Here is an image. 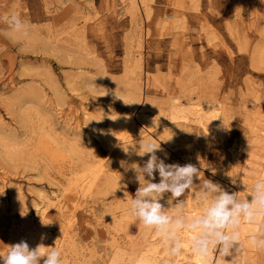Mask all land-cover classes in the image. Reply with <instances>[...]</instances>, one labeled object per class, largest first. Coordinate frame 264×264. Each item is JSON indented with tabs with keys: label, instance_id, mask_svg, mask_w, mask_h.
Wrapping results in <instances>:
<instances>
[{
	"label": "rangeland",
	"instance_id": "obj_1",
	"mask_svg": "<svg viewBox=\"0 0 264 264\" xmlns=\"http://www.w3.org/2000/svg\"><path fill=\"white\" fill-rule=\"evenodd\" d=\"M147 5L151 15L147 18L142 14L143 36L139 42L141 28L121 0H0V131L12 136L17 133L19 144L9 158L2 157L0 149V254L15 242L29 243L32 239L26 233L35 237L34 241H40L36 205L44 195L52 202L61 199L65 206L62 215L55 210L51 221L43 227H48L47 231L54 236L45 239L48 247H55V241L61 239L63 246L58 248L62 253L61 264H111L120 256L117 264H127L143 248L145 239L155 233L128 214V201L139 183L135 173L121 163H137L142 167L148 155H126L123 146L127 144L110 148L106 138L86 125L84 119L85 111L96 114L95 110L103 106L107 111L115 110L112 117L122 119L126 110H133L123 96L131 82L142 87L135 92L147 100L148 122L168 142L167 150H158L156 155L165 163L181 166L191 163L200 170V178L180 198L164 194L160 202L166 209L171 210L182 201L186 211L194 206L201 211L202 203L197 198L204 179L238 194L236 183L246 175L255 176L258 165H264V144H261L264 143V57L259 55L264 56V0H147ZM13 12L27 22V36L6 35L9 27L5 17ZM164 19L168 20L165 27ZM64 43H70L75 50L67 54L61 50ZM138 50L142 57H138ZM90 59L98 60L97 64ZM79 76L94 78L93 81L108 77L116 90L95 92ZM50 83L58 84V94ZM43 90L48 95L40 103L41 114L35 115L37 132L25 135L10 107L11 99L18 92L36 94ZM58 96H61L59 100ZM175 96L182 99L185 107L188 101L221 106L224 117L214 129L216 135L205 134L196 121L187 127L179 124L180 119L173 120L168 107ZM50 100L53 106L50 102L48 105ZM46 114L55 126L53 137L58 136L63 145L74 149L66 159L51 158L42 150L41 133L46 128H42L41 119ZM133 115L137 116L138 112L133 110ZM36 143L40 147L36 148ZM247 159L254 167L248 166ZM99 160L105 163L102 168L95 167V172L98 171L92 186L88 181H80L79 186L72 184L84 163L98 165ZM154 175L153 182H159L158 173ZM125 191L131 196L125 198ZM194 195L196 198H192ZM13 218L17 226L13 225ZM21 223L30 230H18ZM241 255L245 257L244 264H264V252L246 248L240 250Z\"/></svg>",
	"mask_w": 264,
	"mask_h": 264
},
{
	"label": "bare ground",
	"instance_id": "obj_2",
	"mask_svg": "<svg viewBox=\"0 0 264 264\" xmlns=\"http://www.w3.org/2000/svg\"><path fill=\"white\" fill-rule=\"evenodd\" d=\"M106 1V0H105ZM117 1V0H116ZM168 1V0H167ZM207 1V0H206ZM121 2L123 4H125L126 6H128V10H129V13L132 15V18L135 20L134 22L137 21V24L140 26L141 28V32L139 35V39L138 41L140 42L141 39H142V36H143V27H142V19L144 18V16L142 14L145 15V17L149 18L150 15H151V11L150 9H148V5H147V0H121ZM90 3V1H89ZM120 3V2H119ZM172 3V2H171ZM170 3V4H171ZM173 5V4H172ZM97 6V5H96ZM116 6V5H115ZM148 6V7H147ZM166 6V5H165ZM91 7V6H90ZM94 8V7H93ZM117 9V8H116ZM114 9V10H116ZM93 10V9H92ZM126 10V9H125ZM127 11V10H126ZM67 12V11H66ZM89 13V12H88ZM99 13V12H98ZM102 13V12H101ZM122 13V12H121ZM125 13V12H124ZM93 14V13H92ZM91 14V15H92ZM111 14V12H110ZM119 14V13H118ZM128 14V13H126ZM85 15V13H84ZM99 15V14H98ZM104 15V14H103ZM106 15V14H105ZM168 16H173V14H167ZM86 16V15H85ZM90 16V15H89ZM88 16V17H89ZM109 16V15H108ZM116 16V15H115ZM114 16V17H115ZM125 16V15H124ZM123 17V16H122ZM49 19V17H47ZM131 18V17H130ZM171 18V17H170ZM174 18V17H173ZM83 19H86V18H83ZM89 19V18H88ZM87 19V20H88ZM120 19V18H119ZM81 20V19H80ZM172 20V19H171ZM98 21V19H97ZM123 21V20H122ZM118 22V21H117ZM130 22H131V19H130ZM147 22V21H146ZM167 22L168 20L167 19H164L162 20V24L163 26L165 27L167 25ZM240 23V22H239ZM92 24V23H90ZM133 24V23H131ZM172 24V23H171ZM121 25V24H120ZM119 25V26H120ZM87 26V25H86ZM89 26V25H88ZM101 26V25H100ZM133 26V25H131ZM135 26V24H134ZM137 26V25H136ZM174 26V25H173ZM227 26V25H226ZM83 27V26H82ZM93 27V26H92ZM244 27V26H243ZM95 28V27H94ZM97 28V27H96ZM139 28V29H140ZM258 28V27H257ZM256 28V29H257ZM130 29V28H129ZM173 29V27H172ZM241 29V27H240ZM245 29V27H244ZM80 31V30H79ZM83 31V30H82ZM89 31V30H88ZM92 31V29H91ZM105 31V30H104ZM181 31V30H180ZM71 32V31H70ZM69 32V34L71 35V33ZM74 32H75V29H74ZM84 32V31H83ZM135 32V31H134ZM91 33V32H90ZM94 33V32H93ZM173 33V32H172ZM175 33V32H174ZM83 34V33H82ZM99 34V33H98ZM108 34V33H107ZM149 34V32H148ZM165 34V33H164ZM242 34V33H241ZM68 35V34H67ZM184 35V33H183ZM90 36V35H89ZM136 36V34H135ZM173 36V35H172ZM65 37V36H64ZM134 37V36H133ZM168 37V36H167ZM170 37V35H169ZM183 37V36H182ZM206 37V36H205ZM69 38V37H68ZM99 38V37H98ZM163 38V37H161ZM174 38V37H173ZM171 38V39H173ZM64 39V38H63ZM75 39V38H73ZM126 39V38H125ZM202 39V38H201ZM177 40V39H176ZM70 41V40H69ZM128 41V40H127ZM167 41V40H166ZM169 41V40H168ZM235 41V40H234ZM64 42V41H62ZM84 42V41H83ZM106 42V41H105ZM143 42V41H142ZM173 42V40H172ZM50 43V42H49ZM57 43V42H56ZM61 43V42H60ZM77 42L75 41V44ZM132 43V42H131ZM163 43V42H162ZM165 43V42H164ZM168 43V42H167ZM171 43V42H169ZM70 44V43H69ZM69 44L65 45L64 44H61L63 45V47H61V50L63 49V51H65L67 54L71 51L73 52L75 49V47H71ZM74 44V43H73ZM71 44V45H73ZM74 44V45H75ZM126 44V43H125ZM137 44V43H136ZM47 45V44H46ZM59 48H60V44H58ZM65 45V46H64ZM85 46V44H83ZM107 45V44H106ZM168 45V44H167ZM208 45V44H207ZM77 46V44H76ZM209 46V45H208ZM223 46V45H222ZM57 47V48H58ZM101 47V46H100ZM213 47V46H212ZM79 48V47H78ZM77 48V49H78ZM86 48V47H85ZM102 48V47H101ZM136 48V47H135ZM201 48V47H200ZM260 48V46H259ZM264 48V47H263ZM76 49V50H77ZM81 49V48H80ZM80 49L78 50V52L80 51ZM83 49V47H82ZM81 49V50H82ZM223 49V48H222ZM262 49V48H261ZM85 50V49H84ZM83 50V51H84ZM89 50V49H88ZM217 50V49H216ZM86 51V50H85ZM139 51V50H138ZM227 51V50H226ZM77 52V51H76ZM75 52V53H76ZM81 53V52H80ZM79 53V54H80ZM87 53V52H86ZM187 53V52H186ZM195 53V52H194ZM228 53V52H227ZM78 54V56H79ZM85 54V53H84ZM90 54V53H89ZM92 54V53H91ZM141 52L139 51L138 52V57L141 56ZM256 54V53H254ZM83 55V53H82ZM88 54H86L87 56ZM143 55V54H142ZM260 57L263 58V54L262 53H259ZM68 56H72V54H69ZM81 56V55H80ZM85 56V55H83ZM89 56V55H88ZM91 56V55H90ZM89 56V57H90ZM93 56V55H92ZM99 56V55H98ZM102 56V55H101ZM100 56V57H101ZM136 56V55H135ZM203 56V54H202ZM94 57V56H93ZM142 57V56H141ZM85 58V57H84ZM83 58V59H84ZM87 60V58H85ZM89 59V58H88ZM95 59V58H94ZM91 60V59H90ZM128 60V59H127ZM81 61V60H80ZM89 61V60H87ZM93 60H91L92 62ZM98 61V60H97ZM96 61V62H97ZM78 62V60H77ZM82 62V61H81ZM95 62V60L93 61V63ZM95 62V63H96ZM85 63V62H84ZM102 63V62H100ZM152 63V62H151ZM92 64V63H91ZM97 64V63H96ZM136 64V63H135ZM139 64V63H138ZM261 64V63H260ZM98 65H102V64H98ZM128 65V64H127ZM137 65V64H136ZM147 65V64H146ZM197 65V64H196ZM129 66V65H128ZM155 66V65H154ZM103 67V65H102ZM131 67V66H130ZM138 67V66H136ZM143 67V66H142ZM81 68V67H80ZM108 68V67H107ZM133 68V67H131ZM101 69V68H99ZM104 69V68H103ZM134 69V68H133ZM157 69V68H156ZM191 69V68H190ZM102 70V69H101ZM105 70V69H104ZM137 70V69H136ZM135 70V71H136ZM149 70V69H148ZM192 70V69H191ZM143 71V70H142ZM196 71V70H195ZM100 72V71H99ZM98 72V74H100ZM102 72V71H101ZM137 72V71H136ZM139 72V70H138ZM155 72V71H154ZM188 72V70H187ZM194 72V71H193ZM197 72V71H196ZM186 73V72H185ZM189 73L190 70H189ZM195 73V72H194ZM201 73V72H200ZM106 74V73H105ZM198 74V73H197ZM104 75V74H103ZM110 75V74H109ZM125 75V74H124ZM131 75V74H130ZM139 75V74H138ZM144 75V74H142ZM189 75V74H188ZM192 75V74H190ZM86 76V75H85ZM84 76V77H85ZM127 76V74H126ZM126 76L124 77V79H126ZM145 76V75H144ZM196 76V75H194ZM199 76V75H198ZM201 76V75H200ZM80 77V76H79ZM80 77L81 80L86 84V86L90 87V89H94L95 92L97 91L98 93L99 92H108V93H114L115 90H116V87L109 81L108 77L104 78V80L100 79L99 81H93L94 78L91 79H86V78H89V77ZM92 77V76H90ZM102 77V76H101ZM120 77V76H119ZM78 78V76H77ZM97 78V77H95ZM134 78V77H132ZM195 78V77H194ZM137 79V78H136ZM153 79V77H152ZM188 79V78H187ZM54 80V79H53ZM128 80V78H127ZM189 80V79H188ZM129 81V80H128ZM126 81V82H128ZM191 81V79H190ZM75 82V81H74ZM120 82V81H119ZM134 82H138V81H134ZM187 82V80H186ZM71 83V80L70 82ZM78 83V82H77ZM124 83V82H123ZM74 85V83H72ZM83 84V83H82ZM118 84V82H117ZM51 89L54 91L55 94H58V91H60V88L58 86V84H54V83H50L49 84ZM130 85V89L128 91H126V94L123 95L124 98L126 96V100L128 102H130L132 104V109L136 112H138V115H133V110H130V111H127L125 112L124 117L120 120H117L115 119L113 116V112H115V110L113 112L111 111H107L106 109H104V106L103 108H100L97 110H95L96 114H94V111H85V124L88 125L89 127H91L92 129H94L95 131L97 130L98 132H100L102 134V136H104L108 142V145L110 148H112L113 146H115V144H124V145H128V144H132V143H136L138 144L139 141L141 142H146V141H151L152 143L156 144L157 146L160 145V150L162 151H165L167 150V148L169 147L168 146V142H166L165 138L162 137L160 131H158L157 129H154L153 128V124L152 123H149L148 122V119H147V108H150L148 107V104L147 103V100L145 101L142 97V95L140 96H136V93L135 92L136 90L138 89H141L142 87L139 86L138 84H134V83H129ZM72 86V85H71ZM118 87V86H117ZM118 89V88H117ZM124 89V88H123ZM92 90V91H94ZM122 90V89H121ZM33 91V90H32ZM76 91V90H75ZM193 92V91H192ZM38 93V92H37ZM34 94V92H32V94L30 93H17L15 94L12 99H11V103H10V107L13 109L14 113L17 115V117L19 118L20 120V123L24 129V134H34L36 133L37 131V119H36V116L35 115H39L41 114V110L42 109V106L41 108L39 109V106L41 105L40 103L43 101V99L45 97H47L48 93L43 90L42 92H39L38 94ZM118 93V92H117ZM190 93V92H188ZM101 94V93H100ZM103 94V93H102ZM106 94V93H105ZM116 94V93H115ZM122 94V93H121ZM113 96V95H112ZM118 96L120 97V92L118 94ZM122 96V95H121ZM61 97V96H60ZM60 97H56L58 98V100L60 99ZM116 97V96H115ZM104 100V99H103ZM130 100V101H129ZM171 100V98H170ZM173 102H169L171 103L170 106L168 107L169 110H170V116H172V119H180V123L179 124H183L185 126H190L192 122L196 121L197 124H199L201 126V128L204 130L203 132H205V134H208V135H216L214 134L215 130H216V126L217 124L220 122V121H223L221 120L222 116H223V109L221 106H216V105H208V106H205L202 102L203 101H197V102H192V101H188V106L185 107V104H182V99L180 101V99L178 97H173ZM45 101H46V98H45ZM98 101V100H97ZM101 101V100H100ZM187 101V100H186ZM49 102L51 104V100L48 101V105H49ZM99 102V101H98ZM108 102V101H107ZM116 102V100H115ZM104 103V102H103ZM45 104V103H44ZM101 104V103H100ZM52 105V104H51ZM105 105V104H104ZM53 106V105H52ZM98 106V105H97ZM150 106V105H149ZM55 107V106H54ZM53 107V108H54ZM114 108V107H113ZM44 109V108H43ZM56 110H58L57 108H55ZM112 109V108H111ZM153 109V108H152ZM151 109V111H152ZM158 109V108H157ZM91 110V109H90ZM109 110V109H108ZM155 110V109H154ZM10 111V110H9ZM43 111V110H42ZM118 111V110H117ZM11 112V111H10ZM121 112V111H120ZM157 112V111H156ZM162 112V111H161ZM43 113V112H42ZM46 113V112H45ZM159 113V112H157ZM120 114V113H119ZM152 114H153V111H152ZM163 114V113H162ZM121 115V114H120ZM155 115V114H153ZM161 115V114H160ZM159 115V116H160ZM44 118L41 119V123L42 125L41 126H44L42 128H46L45 129V132L44 133H41V140H40V145H43V148L42 150H45L48 154V156H50L51 158H54V159H61V158H65L67 154L73 152V148H71L70 145H66V144H62V142H60L58 140V136L57 134L59 135V133L57 132V134L55 136H57L56 138H54V133H55V126L51 123V119L50 117L46 114V116H43ZM224 117V116H223ZM160 118V117H159ZM252 118V117H251ZM161 119V118H160ZM169 119V117H168ZM253 119V118H252ZM71 120V119H70ZM153 120V119H151ZM156 120V119H155ZM162 120V119H161ZM256 120V119H254ZM69 121V120H68ZM77 122V120H75ZM157 121V120H156ZM165 121V120H163ZM177 122V120H176ZM163 123H167L166 121L163 122ZM174 123V122H173ZM67 124V123H66ZM69 124V123H68ZM72 124V123H71ZM195 124V123H194ZM79 125V124H78ZM163 125V124H162ZM176 125V123H175ZM220 126V125H219ZM252 126V125H251ZM81 127V126H80ZM215 127V128H214ZM41 128V129H42ZM79 128V127H78ZM108 129L107 130H104V129ZM161 128V127H160ZM200 128V129H201ZM263 128V127H261ZM168 127L166 128L165 127V131H167ZM186 129V128H184ZM183 129V130H184ZM215 129V130H214ZM218 129V127H217ZM222 129V128H221ZM254 129V128H253ZM181 130V128H180ZM218 131H220L218 129ZM40 132V131H39ZM172 132V131H171ZM202 132V133H203ZM221 132V131H220ZM14 133V132H13ZM216 133V132H215ZM261 133V132H260ZM17 134V133H16ZM16 134H13L14 136L12 135H5L3 132L0 131V149H2L1 151V155L2 157H5V158H9L12 156V154L14 153L15 149L18 148V142H17V135ZM23 134V135H24ZM166 134V133H165ZM221 134V133H220ZM20 135V134H19ZM76 135V134H75ZM74 135V136H75ZM188 135V134H187ZM254 135V134H253ZM80 136V135H79ZM100 136V138L102 137ZM257 136V135H256ZM64 137V136H63ZM78 138V137H77ZM103 138V137H102ZM258 138V136H257ZM39 139V138H38ZM73 141H74V138H72ZM71 139V141H72ZM187 139V137H186ZM261 139V137H260ZM37 140V139H36ZM103 140V139H102ZM64 141V140H63ZM70 141V140H69ZM105 141V140H104ZM182 141V140H180ZM200 141V140H199ZM22 142V141H21ZM196 142V141H195ZM264 142V141H263ZM105 143V142H104ZM103 143V144H104ZM204 143V142H202ZM89 144V143H88ZM256 144V143H255ZM261 144H264V143H261ZM37 145V143H36ZM39 145V144H38ZM40 147V146H38ZM177 145V144H175ZM174 145V146H175ZM188 145V144H187ZM191 145V144H190ZM42 147V146H41ZM76 148V147H75ZM198 148V147H197ZM200 148V146H199ZM108 150V149H107ZM109 151V150H108ZM112 151V150H111ZM162 151V152H163ZM110 152V151H109ZM76 153V152H75ZM45 154V153H43ZM78 154V153H77ZM135 155V154H134ZM263 155V154H262ZM80 156V155H79ZM251 156H254V155H251ZM73 157H75L73 155ZM100 158V157H99ZM105 158V157H104ZM102 158V159H104ZM136 158V157H135ZM249 158H251L249 156ZM248 158V159H249ZM66 159V158H65ZM101 159V158H100ZM148 159V157H147ZM248 159L246 162H248ZM259 159V157H258ZM257 159V160H258ZM262 158H260L261 160ZM70 160V159H69ZM50 161V160H49ZM65 161V160H64ZM106 161V160H105ZM250 161V160H249ZM34 162V161H33ZM251 162V161H250ZM262 162V161H261ZM60 163V161H59ZM105 162H102L101 160H99V163L98 165H91V164H88V163H84L82 165V168L80 170V175L79 177H75L76 179L72 182V184L76 185V186H79V182H89V186H92L94 183H95V179H96V168H102L104 166ZM249 163V162H248ZM252 163V162H251ZM97 164V163H96ZM254 164V163H253ZM250 165V163L248 164V166H253ZM257 164V163H256ZM246 165V164H245ZM255 165V164H254ZM63 166V165H62ZM257 166V165H256ZM69 167V166H68ZM71 167V166H70ZM233 167V166H232ZM246 167V166H245ZM254 167V166H253ZM252 167V168H253ZM258 167L260 168H257L256 169V175L253 176L252 174V177L246 175H242L244 176L243 179L241 180V182H238L236 183V187L238 189V196L240 198H245L248 194V191L249 189L251 188L252 184L255 182V180L257 178H260V177H264V165L260 166L258 165ZM60 168V167H59ZM254 168V169H255ZM243 169V168H242ZM251 169V168H250ZM249 169V170H250ZM111 170V169H110ZM246 170V169H245ZM248 171V170H247ZM254 171V170H253ZM253 171H250L253 172ZM105 173V172H104ZM109 173V172H108ZM111 173V172H110ZM247 173V172H245ZM100 174H103L100 173ZM102 176V175H101ZM68 177V176H67ZM146 178V177H145ZM228 178V177H227ZM103 179V178H102ZM237 179V178H235ZM85 184V183H84ZM235 184V183H234ZM247 187H246V186ZM86 187V186H85ZM84 185H83V191H84ZM111 188V187H110ZM75 190V189H74ZM89 190V189H88ZM73 191V190H72ZM110 192V191H109ZM237 192V190H236ZM108 193V192H107ZM191 193V191L189 192ZM58 194V193H57ZM97 194H100V193H97ZM66 195V194H65ZM90 195V194H89ZM87 194V196H89ZM189 195V194H188ZM196 195V194H195ZM194 195V197L192 198H196ZM57 196V195H56ZM62 196V195H61ZM192 196V194H191ZM197 196V195H196ZM40 197V196H39ZM47 197V196H46ZM51 197V196H50ZM190 197V196H189ZM57 198V197H56ZM59 198H62V197H59ZM250 199V197H248ZM53 199V197H52ZM65 199V198H63ZM198 199V198H197ZM61 200V199H60ZM60 200H55V202H52L50 198H45V195L43 196L42 198V201H40V203L37 206V211H36V217H37V220L38 222L36 224H38V228H37V231L39 232V239L40 241H34L36 240L35 237H33L32 235H28L27 233L24 234L26 235L27 237H29L30 239H32L28 244L30 246V248H35L39 245H42L44 247H48V243H46L45 239L46 238H51V237H54L53 236V233L51 232H48L47 231V228H43V227H46V224H48V222L51 221L53 215H54V212L55 210H58L59 214H63V212L65 211L64 210V202L60 201ZM189 200V199H188ZM194 200V199H193ZM191 201V200H190ZM200 202V201H199ZM187 204V203H186ZM190 204V203H189ZM199 204V203H198ZM193 206V205H192ZM197 206V204H196ZM199 206V205H198ZM189 207V206H188ZM202 207V205H201ZM190 208V207H189ZM195 208V206H194ZM194 208H190V210L188 208L187 209V212H190L191 214H196L199 212V210L197 209H194ZM199 208V207H198ZM64 210V211H63ZM60 216V215H59ZM13 220V225H16L17 226V222L14 220V218L12 219ZM22 222V221H21ZM263 222H264V219L260 220L258 224L256 225H248V224H244L242 225L241 227V240L243 242V247L241 248L242 250H246V248H250L248 245H247V237L248 235L253 232V231H257L259 230V228L261 226H263ZM53 223V222H52ZM22 224V223H21ZM24 224V223H23ZM20 225L18 228V230H24L25 232H27L26 230H30V227L29 226H26V225ZM34 224V223H33ZM49 227H50V223H49ZM45 229V230H44ZM50 229V228H49ZM144 230V229H143ZM152 231V230H151ZM150 231V232H151ZM149 232V233H150ZM153 232V231H152ZM151 232V233H152ZM20 233V232H19ZM33 233H36L33 232ZM148 233V232H147ZM38 235V233H37ZM193 234L192 233H188V232H185L183 234V241H184V246H183V251L181 252L180 255L178 256H175V257H169L167 255V246L162 242V240L156 235V233L152 234L150 237H147L145 240V244L143 245V248L140 250L139 253H137V255H135L133 258H131L129 260V258L127 259V264H203V261L201 260L200 257L196 256L190 246H189V239L190 237L192 236ZM20 236V235H19ZM11 237V236H10ZM24 237V236H23ZM38 237V236H37ZM21 238V237H20ZM69 239V238H68ZM52 241H54L53 239H51ZM56 240V239H55ZM61 241V239H59ZM49 241V239L47 240ZM60 241H55L56 243V248H60L63 246V245H60ZM51 242V241H50ZM17 243V242H15ZM54 244V243H53ZM69 244V243H68ZM69 248V247H68ZM63 250V248H62ZM133 251V250H132ZM136 252V251H135ZM249 252V251H248ZM253 252V251H252ZM251 252V253H252ZM247 253V252H246ZM114 254V252H113ZM118 254V253H117ZM127 255V253H125ZM124 254V255H125ZM130 254V252H129ZM133 254V253H132ZM121 255V254H120ZM119 255V256H120ZM233 255H235V249H233ZM246 256V255H245ZM248 256V254H247ZM246 256V258H247ZM250 256V255H249ZM121 257V256H120ZM119 257V258H120ZM118 257L111 261V264H117V260L119 259ZM233 259V256L232 255H229V256H226L225 258L222 256V255H216V254H212L210 256V259L208 261V264H233V262L231 261ZM249 259V258H248ZM124 260V259H123ZM122 261V260H121ZM125 261H126V258H125ZM239 261L240 264L243 263V261H245V257L244 255L242 256H239L237 257V260L236 262ZM252 261V260H251ZM237 264V263H236ZM244 264V263H243Z\"/></svg>",
	"mask_w": 264,
	"mask_h": 264
},
{
	"label": "clouds",
	"instance_id": "obj_3",
	"mask_svg": "<svg viewBox=\"0 0 264 264\" xmlns=\"http://www.w3.org/2000/svg\"><path fill=\"white\" fill-rule=\"evenodd\" d=\"M5 20L9 27L6 35L10 38L27 36L28 24L17 13L7 15ZM141 141L138 147L136 143L123 146L126 155L149 157L142 167L137 163L121 162L126 170L135 173L139 183L134 196L126 191L124 193L125 198L131 196L128 214L156 233L167 246L169 257L181 254L183 234L188 232L193 234L188 241L189 246L203 264H208L212 254L222 255L224 258L232 255L231 261L236 264L244 246L241 240L242 225H256L264 219V177L255 180L245 198L225 191L218 183L204 179L198 196L202 203L201 211L194 215L187 212L182 201L168 210L160 202L164 194L170 193L172 198H180L193 186L194 180L200 178V170L191 163L183 166L165 163L164 159L156 155L160 145L157 146L150 140ZM155 173L159 175V182H153ZM247 245L258 252H264V226L248 235ZM61 256V251L56 247L39 245L30 248L22 240L8 246L7 251L0 254V264H61Z\"/></svg>",
	"mask_w": 264,
	"mask_h": 264
}]
</instances>
